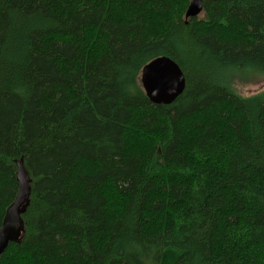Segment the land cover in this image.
Returning a JSON list of instances; mask_svg holds the SVG:
<instances>
[{"label": "trees", "instance_id": "trees-1", "mask_svg": "<svg viewBox=\"0 0 264 264\" xmlns=\"http://www.w3.org/2000/svg\"><path fill=\"white\" fill-rule=\"evenodd\" d=\"M0 0V264H264V0ZM166 56L187 84L153 104Z\"/></svg>", "mask_w": 264, "mask_h": 264}, {"label": "water", "instance_id": "water-1", "mask_svg": "<svg viewBox=\"0 0 264 264\" xmlns=\"http://www.w3.org/2000/svg\"><path fill=\"white\" fill-rule=\"evenodd\" d=\"M205 0H192L185 18L199 17ZM140 82L148 99L156 105L169 106L185 91L187 80L181 67L166 56L149 62L141 72ZM19 191L16 200L7 210L0 228V258L10 244H19L23 237L22 215L29 205L30 180L21 162L18 165Z\"/></svg>", "mask_w": 264, "mask_h": 264}, {"label": "rangeland", "instance_id": "rangeland-1", "mask_svg": "<svg viewBox=\"0 0 264 264\" xmlns=\"http://www.w3.org/2000/svg\"><path fill=\"white\" fill-rule=\"evenodd\" d=\"M203 17L204 14L199 18L202 19ZM234 78V88L241 96L249 97L264 91V76H259L250 70H246L236 74Z\"/></svg>", "mask_w": 264, "mask_h": 264}]
</instances>
